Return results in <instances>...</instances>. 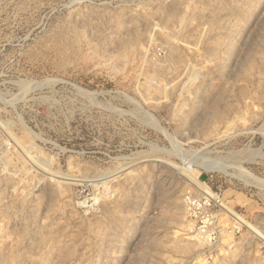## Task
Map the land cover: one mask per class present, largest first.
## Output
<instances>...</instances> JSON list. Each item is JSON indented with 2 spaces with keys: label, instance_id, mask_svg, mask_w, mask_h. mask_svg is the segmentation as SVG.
<instances>
[{
  "label": "rangeland",
  "instance_id": "rangeland-1",
  "mask_svg": "<svg viewBox=\"0 0 264 264\" xmlns=\"http://www.w3.org/2000/svg\"><path fill=\"white\" fill-rule=\"evenodd\" d=\"M0 264H264V0H0Z\"/></svg>",
  "mask_w": 264,
  "mask_h": 264
},
{
  "label": "built area",
  "instance_id": "built-area-1",
  "mask_svg": "<svg viewBox=\"0 0 264 264\" xmlns=\"http://www.w3.org/2000/svg\"><path fill=\"white\" fill-rule=\"evenodd\" d=\"M203 202H204L205 204H208L207 199H204ZM194 205H197L198 207L200 206V205H198V203H194ZM207 214H209V213L206 212V213L203 215V217H202V219H203V223H204V226H205V228H207V230L203 231V235H204V236H205L206 233L208 232V229H209V227H210V223H211V221L213 220V219H211V218H212L211 215H210V214L207 215ZM208 225H209V226H208Z\"/></svg>",
  "mask_w": 264,
  "mask_h": 264
},
{
  "label": "bare ground",
  "instance_id": "bare-ground-1",
  "mask_svg": "<svg viewBox=\"0 0 264 264\" xmlns=\"http://www.w3.org/2000/svg\"><path fill=\"white\" fill-rule=\"evenodd\" d=\"M202 185V184H201ZM203 186V185H202ZM203 187H206V186H203ZM206 189V188H205Z\"/></svg>",
  "mask_w": 264,
  "mask_h": 264
}]
</instances>
